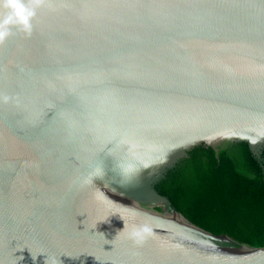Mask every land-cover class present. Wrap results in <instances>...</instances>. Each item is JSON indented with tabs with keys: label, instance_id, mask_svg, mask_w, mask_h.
Instances as JSON below:
<instances>
[{
	"label": "water",
	"instance_id": "1",
	"mask_svg": "<svg viewBox=\"0 0 264 264\" xmlns=\"http://www.w3.org/2000/svg\"><path fill=\"white\" fill-rule=\"evenodd\" d=\"M0 95V264H264L156 189L197 147L261 160L264 0H52Z\"/></svg>",
	"mask_w": 264,
	"mask_h": 264
},
{
	"label": "trees",
	"instance_id": "2",
	"mask_svg": "<svg viewBox=\"0 0 264 264\" xmlns=\"http://www.w3.org/2000/svg\"><path fill=\"white\" fill-rule=\"evenodd\" d=\"M156 189L195 226L264 249V151L259 160L247 143L197 147Z\"/></svg>",
	"mask_w": 264,
	"mask_h": 264
},
{
	"label": "clouds",
	"instance_id": "3",
	"mask_svg": "<svg viewBox=\"0 0 264 264\" xmlns=\"http://www.w3.org/2000/svg\"><path fill=\"white\" fill-rule=\"evenodd\" d=\"M52 0H0V45L13 34V30L30 36L33 21L39 10L51 7ZM12 98L0 95V103L7 104ZM99 176V172L94 173Z\"/></svg>",
	"mask_w": 264,
	"mask_h": 264
}]
</instances>
